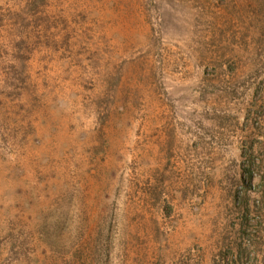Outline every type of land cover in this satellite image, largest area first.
Wrapping results in <instances>:
<instances>
[{
	"label": "rangeland",
	"instance_id": "374dc122",
	"mask_svg": "<svg viewBox=\"0 0 264 264\" xmlns=\"http://www.w3.org/2000/svg\"><path fill=\"white\" fill-rule=\"evenodd\" d=\"M0 264H264V0H0Z\"/></svg>",
	"mask_w": 264,
	"mask_h": 264
},
{
	"label": "trees",
	"instance_id": "16d2710c",
	"mask_svg": "<svg viewBox=\"0 0 264 264\" xmlns=\"http://www.w3.org/2000/svg\"><path fill=\"white\" fill-rule=\"evenodd\" d=\"M82 256H83V255H82ZM82 256H81V254H80V258H81ZM86 259H87V258H86V257H84V261H85Z\"/></svg>",
	"mask_w": 264,
	"mask_h": 264
}]
</instances>
